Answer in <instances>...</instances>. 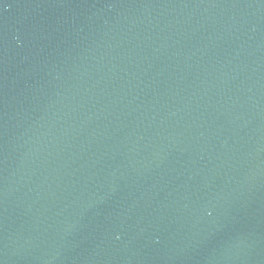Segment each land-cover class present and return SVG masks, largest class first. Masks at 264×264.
I'll use <instances>...</instances> for the list:
<instances>
[{
  "label": "water",
  "instance_id": "water-1",
  "mask_svg": "<svg viewBox=\"0 0 264 264\" xmlns=\"http://www.w3.org/2000/svg\"><path fill=\"white\" fill-rule=\"evenodd\" d=\"M0 264H264V0H0Z\"/></svg>",
  "mask_w": 264,
  "mask_h": 264
}]
</instances>
